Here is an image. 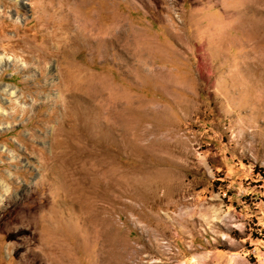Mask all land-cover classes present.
Wrapping results in <instances>:
<instances>
[{"label":"rangeland","instance_id":"rangeland-1","mask_svg":"<svg viewBox=\"0 0 264 264\" xmlns=\"http://www.w3.org/2000/svg\"><path fill=\"white\" fill-rule=\"evenodd\" d=\"M0 264H264V0H0Z\"/></svg>","mask_w":264,"mask_h":264},{"label":"bare ground","instance_id":"bare-ground-1","mask_svg":"<svg viewBox=\"0 0 264 264\" xmlns=\"http://www.w3.org/2000/svg\"><path fill=\"white\" fill-rule=\"evenodd\" d=\"M45 223V222H44ZM44 226V225H43ZM40 236V235H39ZM40 239V238H39ZM49 239V238H48ZM45 240H46V238H45ZM40 241V240H39ZM48 241V240H47ZM42 243V242H41ZM47 245H48V243H47ZM27 246V245H26ZM51 246V245H50ZM49 246V247H50ZM53 247V246H52ZM48 248V247H47ZM28 249V248H27ZM49 249V248H48ZM52 250V249H51ZM53 252H54V250H53ZM45 254H46V252H45ZM52 255V254H51ZM44 257V256H43ZM55 263V262H54Z\"/></svg>","mask_w":264,"mask_h":264}]
</instances>
